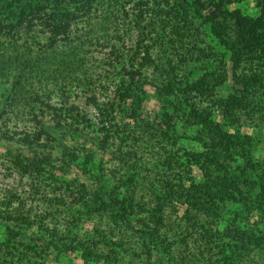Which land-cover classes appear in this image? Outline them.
<instances>
[{
  "label": "trees",
  "instance_id": "16d2710c",
  "mask_svg": "<svg viewBox=\"0 0 264 264\" xmlns=\"http://www.w3.org/2000/svg\"><path fill=\"white\" fill-rule=\"evenodd\" d=\"M236 1L241 0L0 3V80L4 77L10 82L7 94L10 105L26 118L23 127H9L3 132L4 137L30 148L46 145L52 148V142L56 141L62 147L58 153L68 158L67 163L94 147L112 149L117 166L102 165L96 169L94 187L81 186L78 192L87 195V199L82 200L81 196L78 203L80 207L85 204L88 212L106 218L105 236L118 237L116 242L112 239L114 254L127 253L122 241L129 243L117 228L137 226L135 231L143 240L141 249H145L142 253L148 258L155 256L164 225L162 206L174 196L184 198L204 215L200 227L208 247L213 246L211 243L221 233L210 224L219 219L228 200L243 203L250 200L251 208L264 211V174L255 179L246 172L230 169L226 160L232 156L238 138L224 129L209 110L192 102L197 95L204 98L212 95L231 74L238 86H233L232 93L223 98L224 109L228 113L244 110L247 114L254 111L264 114V0H257L256 15L229 9L228 5ZM204 27L217 39L223 49L220 54L227 56L228 63L221 59L216 68L190 81L182 73L183 64L189 60H208L216 53L213 48L207 50L203 46ZM98 44L108 46V53L97 60L91 48ZM149 81L158 93L174 95L189 106L186 118L200 125L205 135L204 148L193 152L195 158L191 161L198 165L201 181L185 185L183 162L166 148L170 143L169 131L174 126L171 114L161 112L165 129L142 116L141 105ZM81 98L96 109L95 121L78 103ZM2 116L0 108V130L2 124H8L1 120ZM149 142L152 144L145 148L147 158L165 173L164 176L159 173L160 178L146 188L152 189L155 203L151 204L146 201L144 186L138 180L140 176L145 183L147 178L138 168L145 162L141 145ZM53 157L52 152L38 148L32 156L13 155L11 163L23 167L21 174L47 172ZM68 196L74 199L69 200ZM77 197L65 189L52 204L66 200L68 207ZM73 218L63 219L69 223ZM45 219L43 214L31 216L0 208V226L4 227L0 264H40L37 258L44 263L62 250L83 246L80 236L74 243L57 222L48 226ZM36 223L38 237L28 236L27 229ZM241 232L247 236L245 231ZM249 238L252 246L264 243L255 234ZM82 252L90 257V251ZM108 257L107 254L105 258ZM222 261L221 264H235L228 256Z\"/></svg>",
  "mask_w": 264,
  "mask_h": 264
},
{
  "label": "rangeland",
  "instance_id": "374dc122",
  "mask_svg": "<svg viewBox=\"0 0 264 264\" xmlns=\"http://www.w3.org/2000/svg\"><path fill=\"white\" fill-rule=\"evenodd\" d=\"M0 1V3H2ZM229 9H239L243 13L256 15L259 7L257 0H241L232 2L228 5ZM203 46L208 50H215L212 58L208 60H189L182 66V73L185 77L193 81L205 72H210L218 66L221 59L228 63L227 56H221L222 47L218 44L217 39L208 32L204 27ZM128 45L130 43H127ZM95 58L99 59L108 53V46L97 45L91 48ZM95 58L93 64L95 66ZM97 59V60H98ZM152 76V75H151ZM238 83L229 74L227 81L218 86L212 95L207 98L202 96L193 97L194 105L205 110H209L214 119L222 123L224 129L232 132L238 138V145L233 150L232 156L228 157V167L234 171L246 172L251 177L259 179L264 174V114L254 111L247 114L244 110H235L228 113L223 106V98L232 93V87L238 86ZM10 82H7L4 77L0 80V108L3 109L4 120L8 124H2L0 130V199L4 202L0 208H5L9 211H18L31 214V216L45 215V223L52 226L57 222L61 231L67 232L68 238L72 237L75 243V238L80 236L81 245L75 249L60 251L56 257L50 256L49 260L37 258L40 264H221L225 256L231 257L235 264H264V243L262 245H250V234H255L264 242V211L259 208L250 207V200L241 202L240 200H228L225 203L223 213L219 219L212 221L213 228H219L220 234L218 238L213 240L208 247L206 244L207 237L201 229V219L204 215L194 207L189 206L184 198L172 197V201H166L162 206L164 212V225L161 229V236L158 241L159 252H155V256L150 258L142 253L145 249H141L143 240L134 228L118 227L117 232L122 234L124 238L129 240H120L123 242L122 247L126 250L123 253L118 251L114 254L112 239L118 241L115 235L105 236L107 226L106 218L88 212L84 205L80 207L78 203L81 196L82 200H86L87 195H80L78 190L86 184L89 188L94 187L96 169L102 165L113 168L117 166V162L112 149L101 150L94 147L92 151L86 150L79 154L78 158L70 163H67L66 156H61L59 152L62 147H58L54 141L50 145L41 147H29L15 140H9L4 137L9 127L12 129L21 128L24 126L25 117L19 111H14L13 106L8 100ZM111 89V86H110ZM146 94L144 95L141 113L142 116L151 122L156 123L160 129H165L162 124V111H167L172 116L173 129H170V138L166 144L169 150L175 156H179L182 163L183 183L189 185L191 182L202 180V173L198 165L191 161L195 157L193 152H200L203 147L204 133L198 123L188 120L186 114L190 111L189 106L180 103L176 96L164 95L158 93L154 83L149 81L145 85ZM100 90V89H99ZM78 100V99H77ZM81 107L88 111L89 116L95 121L96 109L92 105L84 102V98L78 100ZM24 119H21V118ZM1 124V121H0ZM7 129V130H6ZM6 130V131H5ZM18 130V129H17ZM5 132V133H3ZM149 143H143L145 162L139 166L140 171L146 175L144 180L138 176L139 183L143 187L146 201L155 203L152 199V194L146 189L147 186L155 182V179L160 178L165 173L155 167L145 154V148ZM52 152L50 171L22 173L23 167H15L11 163V157L15 154L23 153L32 156L37 149ZM156 148V147H155ZM154 152V147L152 148ZM88 153V155H86ZM60 154V155H59ZM154 155V154H153ZM254 169H251L253 168ZM147 168L152 169L147 170ZM160 173V174H159ZM242 176V175H241ZM264 176V175H263ZM238 177L241 178L238 174ZM65 189H69L77 199L70 203L67 207L65 201L58 205L52 204L55 197H60V194ZM246 190V187H242ZM69 192V191H67ZM141 193V189L139 190ZM255 194V190L253 191ZM69 200L74 198L68 196ZM171 200V199H170ZM10 202V204L6 203ZM151 204V203H150ZM52 214H55L52 216ZM74 217L69 223L63 218ZM57 218V220H55ZM210 220V217L208 218ZM211 223V222H210ZM39 227L33 224L27 229L28 236L38 237ZM241 231H245L242 234ZM223 232V233H222ZM36 234V235H35ZM249 235V236H248ZM4 237V227L0 226V240ZM104 237V238H102ZM92 238V240H91ZM126 240V239H125ZM69 241V239H67ZM80 244V243H79ZM90 244V247L87 245ZM90 251V257H86ZM97 250V251H96ZM98 253L99 256H96ZM53 254V253H52ZM109 255L108 259L105 258Z\"/></svg>",
  "mask_w": 264,
  "mask_h": 264
}]
</instances>
